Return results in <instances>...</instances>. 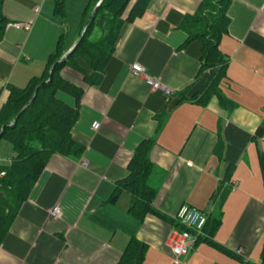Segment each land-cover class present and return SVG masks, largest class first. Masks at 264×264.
Segmentation results:
<instances>
[{
    "label": "crops",
    "instance_id": "0c3cea01",
    "mask_svg": "<svg viewBox=\"0 0 264 264\" xmlns=\"http://www.w3.org/2000/svg\"><path fill=\"white\" fill-rule=\"evenodd\" d=\"M65 2L61 14L56 0H5L10 22H30L31 28L8 25L0 41V107L9 85L24 87L44 73L60 40L69 50L80 38L90 0ZM201 2L150 0L142 16L121 28L96 84L70 66L62 69L64 78L84 88L73 128L84 152L79 159L50 158L0 246V264H116L133 235L147 244L146 264H171L167 240L175 226L154 215L140 221L129 212L127 191L108 202L148 138L155 141L148 174L157 190L155 207L169 217L184 204L208 218L222 212L216 231L199 239L183 264H264V0H230L226 8L228 29L219 48L229 59L221 90L237 103L230 111L216 96L206 104L190 99L200 85L204 41L187 42L182 26L199 14ZM135 63L172 94L134 74ZM13 154L12 148L1 155L2 162ZM228 164L234 168L225 180ZM55 206L60 214L53 219Z\"/></svg>",
    "mask_w": 264,
    "mask_h": 264
},
{
    "label": "trees",
    "instance_id": "16d2710c",
    "mask_svg": "<svg viewBox=\"0 0 264 264\" xmlns=\"http://www.w3.org/2000/svg\"><path fill=\"white\" fill-rule=\"evenodd\" d=\"M65 1L56 0L58 13H65ZM229 1L202 0L199 14L186 20L182 28L188 33L187 42L197 38L204 41V62L198 76L200 85L190 99L206 104L211 97L216 96L219 104L230 111L236 108L237 103L227 98L221 90L229 59L219 48V41L228 29L226 8ZM130 2L131 0H90L83 16V36L69 57L60 61L67 51L60 40L56 52L49 56L42 75L31 78L24 87L8 86V97L0 107V133L5 126L0 136V147L2 141L7 140L12 145L14 154L9 165L0 163V246L50 158L54 154L81 158L84 146L73 137V128L79 116L84 88L64 78L61 71L65 66H70L81 72L88 84L98 83L115 51L121 28L125 23L142 16L150 0H137L125 16ZM99 3L95 16L90 18ZM4 4L5 0H0V41L10 23L4 12ZM96 26L100 28L102 36L92 39ZM51 69L52 78L49 80ZM60 93L72 97L73 103L63 100ZM184 99L182 97L179 101ZM28 102V107L20 113ZM10 122L14 123L9 125ZM154 143L152 138L140 143L129 162V176L116 184L108 202L117 203L122 192L127 191L133 198L129 212L140 221L147 215H154L178 226L174 217H169L154 205L157 190L148 182V174L153 166L151 150ZM261 160L264 176V160ZM233 168L232 164H228L225 180L230 178ZM221 190L222 186H219L213 197ZM225 196L223 191L219 201L220 208ZM221 214L220 211L217 216H209L205 239L212 236L220 225ZM146 250L147 244L133 235L116 264H146Z\"/></svg>",
    "mask_w": 264,
    "mask_h": 264
},
{
    "label": "built area",
    "instance_id": "2783aa9c",
    "mask_svg": "<svg viewBox=\"0 0 264 264\" xmlns=\"http://www.w3.org/2000/svg\"><path fill=\"white\" fill-rule=\"evenodd\" d=\"M10 26L28 31L31 28V23L12 22L10 23ZM132 71L134 74L142 76L145 82L149 84L152 89H161L167 95L172 94V88L164 84L160 79L150 75L143 65L139 63L133 64ZM99 125V123H95L94 128L98 129ZM2 174H4V172ZM59 214L60 208L55 206L51 212L52 218H57ZM175 220L178 226L173 227L171 230L167 240V246L173 257L171 264H183L184 259L195 246L196 242L206 236L205 227L208 222V216L202 210L194 206L184 204L178 210ZM236 253L238 255H244L245 252L243 249H238L236 250Z\"/></svg>",
    "mask_w": 264,
    "mask_h": 264
},
{
    "label": "rangeland",
    "instance_id": "374dc122",
    "mask_svg": "<svg viewBox=\"0 0 264 264\" xmlns=\"http://www.w3.org/2000/svg\"><path fill=\"white\" fill-rule=\"evenodd\" d=\"M102 36V32L100 30V28L98 26L95 27V29L92 32L91 38L92 39H99ZM8 94L6 96H4V101L7 99ZM12 152V147L11 144L7 141V140H3L1 147H0V153L2 155V159H4V157L6 155H10V153ZM0 163L4 164V165H9L10 161L7 162H2V160H0Z\"/></svg>",
    "mask_w": 264,
    "mask_h": 264
},
{
    "label": "water",
    "instance_id": "95a60500",
    "mask_svg": "<svg viewBox=\"0 0 264 264\" xmlns=\"http://www.w3.org/2000/svg\"><path fill=\"white\" fill-rule=\"evenodd\" d=\"M101 1H102V0H101ZM99 5H100V3L94 8L93 12L91 13L90 18H92L93 16H95V14H96V12H97V8H98ZM83 33H84V32H82V34H81L80 38L77 40V42H76V43H75V44H74L69 50L66 51V53L62 56V58H61L60 61H64L65 59H67V58L69 57V55H70V54L76 49L77 45H78V44L80 43V41H81V38H82V36H83ZM51 78H52V69H51V71H50V78H49V80H51ZM32 99H33V98H32ZM29 104H30V102H28V104L22 109V111H21L20 113H22V112L28 107ZM14 121H16V119H15ZM13 123H14V122H10L9 125H12ZM4 129H5V126H3V128H2V131H1V133H0V136L2 135Z\"/></svg>",
    "mask_w": 264,
    "mask_h": 264
}]
</instances>
